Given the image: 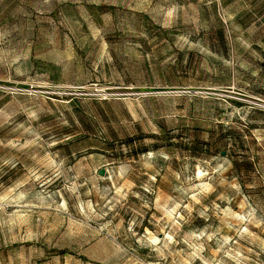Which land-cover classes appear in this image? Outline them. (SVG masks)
<instances>
[{
  "label": "rangeland",
  "instance_id": "1",
  "mask_svg": "<svg viewBox=\"0 0 264 264\" xmlns=\"http://www.w3.org/2000/svg\"><path fill=\"white\" fill-rule=\"evenodd\" d=\"M0 264H264V0H0Z\"/></svg>",
  "mask_w": 264,
  "mask_h": 264
},
{
  "label": "water",
  "instance_id": "2",
  "mask_svg": "<svg viewBox=\"0 0 264 264\" xmlns=\"http://www.w3.org/2000/svg\"><path fill=\"white\" fill-rule=\"evenodd\" d=\"M103 174H104V172H103V171H101V172L99 173V175H101V176H103Z\"/></svg>",
  "mask_w": 264,
  "mask_h": 264
}]
</instances>
